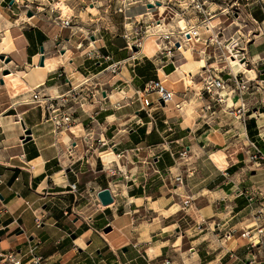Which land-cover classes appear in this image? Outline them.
<instances>
[{"label":"crops","instance_id":"1","mask_svg":"<svg viewBox=\"0 0 264 264\" xmlns=\"http://www.w3.org/2000/svg\"><path fill=\"white\" fill-rule=\"evenodd\" d=\"M52 1L43 0L45 9L31 15L12 0L0 1L5 2L0 5V56L5 57L0 63V251H25L40 239L38 251L52 264H164L165 259L187 264L185 252L191 264H264V244H249V235L264 228V217L255 220L264 207V159L250 161L239 121L220 106L218 118L209 121L200 112L203 77L226 60L221 36L233 26L234 35L244 38L248 71L239 72L250 81L243 96L251 108L246 130L264 150V0L242 1L245 16L232 19L217 11L219 2L208 0L216 10L211 32L201 29L198 39L181 44L173 57L158 51L135 59L122 32L134 17L150 18L147 10L133 3L116 13L121 0H96L98 9L91 13L82 0H73L69 8L76 20L61 28L54 22L57 14L70 15ZM217 47L220 53L209 62ZM96 53L111 59H95ZM50 57L56 59L53 67L47 65ZM112 61L120 62L115 71ZM230 69L227 63L210 73L225 77ZM6 71L28 88L42 85V97L68 95L75 86L64 106L73 113L69 128H54L45 100H21L23 87H9ZM155 78L172 88L174 98L159 105L151 94L153 104L144 107L136 91ZM227 101L239 103L234 95ZM25 128L31 130L26 142ZM183 150L187 156L181 158ZM179 174L182 184L175 181ZM106 187L113 202L105 206L97 193Z\"/></svg>","mask_w":264,"mask_h":264},{"label":"built area","instance_id":"2","mask_svg":"<svg viewBox=\"0 0 264 264\" xmlns=\"http://www.w3.org/2000/svg\"><path fill=\"white\" fill-rule=\"evenodd\" d=\"M42 1L43 0H12L11 4L16 5V7L21 8L26 13H28L32 11H43L45 7L42 4ZM121 1V4L114 9V12L125 13V11L132 5H129L131 0L128 2H126V0ZM171 1L172 0L169 2ZM207 1L208 0H189L192 8H194L196 12L199 13L200 18L196 22H192L186 14V8H184L181 12H177L182 18L176 22L177 27L173 25L171 27H164L165 25L170 24V22H166V20L169 19L168 16L172 17V13L174 11V9L168 4H166L168 6L164 5L162 11L157 12V17L151 16L147 20L144 18L134 17L133 25L129 27L124 26V30L122 32V38L125 40L127 47L131 51L130 58L135 59L139 53H142L140 52L142 43L144 38L150 33L156 34V40L161 45L159 51H163L170 57H173V51L181 44H187L191 40L198 39L201 29L206 32H211L214 25L210 23V17L216 11L211 9V7L206 3ZM241 1L247 0H233L230 4H228V7L221 8L220 10L218 9V12L232 17L234 15H236V17L240 15L245 16L244 5L241 3ZM149 3L153 4L154 6L149 8L147 6ZM143 4L147 6V9H159L161 2L156 0H146ZM166 9H168V16L165 14ZM126 18L129 20V22L132 20L131 16L127 15ZM180 21L183 23V25L180 24ZM251 21H253L255 24L258 23L254 18H251ZM54 22L61 28H67L71 25V16H64V18L58 16L57 20ZM96 23H99V19L96 20ZM94 30L98 32L100 28L95 27ZM214 38L217 42L218 32L215 33ZM234 43H236V46H239L237 40H235ZM225 48V52H228V56H235L227 46ZM235 51H237L236 53L239 54L240 59L243 61L246 56L245 52L240 49H235ZM228 56H226L225 53L226 60L228 59ZM94 58L110 60L111 55H102L96 53ZM119 64V61H112L109 67L112 69V71H115ZM211 68L213 69L214 67L211 66L210 69ZM210 69H208V75L203 77V83L200 88L202 97L205 98L204 103L200 107L201 118L207 121L215 117L218 118V116H216V112L217 106H220V109L223 113H226L229 115V117L239 121L238 127L242 129L240 134H242L243 140H245L250 147V161L253 163L260 162L264 159V150H262V148L248 136L246 130V115L247 113L251 112V108L249 105H247V102L243 98L245 93L250 88V81L248 77H246L241 72H234L231 69L227 71V75L225 77L212 75L210 73ZM75 91L76 87L71 86L68 95H61L59 97H42L40 92L37 91L31 95L30 101L41 104L43 100H45V107L49 113V117L54 128L57 131H61L63 129L69 128L73 122V113L66 110L64 106L69 103ZM136 94L138 98L142 99L144 107H149L153 104V101L149 98V95L151 94L155 96V101L159 105L161 101L166 104L172 101L174 98L173 90L169 89L159 78L150 79L147 81L144 88L141 91H136ZM233 95L236 97V99H238L239 103L228 105L227 100ZM116 106H119V104L117 103ZM176 107L180 108V104H176ZM147 113L153 118L150 112L147 111ZM236 135L238 136V134ZM98 143L100 145L105 144V142L101 139H98ZM121 156L122 154L118 152L117 157L120 158ZM180 156L181 158L186 157L187 151L183 150L180 153ZM175 181L177 184H182L184 181L182 174L176 175ZM70 188L73 191H77L76 183H71ZM184 202L185 204L187 203V201ZM263 217L264 207L260 208L256 212L255 220H260ZM35 221L37 225H40L42 222L41 218L38 216H36ZM245 234L248 235V233ZM229 235L230 233H226L224 236L228 237ZM263 238L264 228L260 227L256 234L249 235V244L251 246H255L256 244L260 245L262 243L264 244ZM41 244L42 241L40 239H35L34 241L27 244L25 251H22L21 248H11L5 251H0V264H52L49 263L47 259H45V257L38 251ZM164 264H173V262L170 259H165Z\"/></svg>","mask_w":264,"mask_h":264},{"label":"rangeland","instance_id":"3","mask_svg":"<svg viewBox=\"0 0 264 264\" xmlns=\"http://www.w3.org/2000/svg\"><path fill=\"white\" fill-rule=\"evenodd\" d=\"M1 1V0H0ZM8 0H5V2H7ZM117 0H114V2H116ZM146 0H131L130 2H129V5H131V4H133L134 5V8L135 7H137L136 5H138V7H140L141 9H142V11L143 10H147V12H149L148 14L149 15H151V16H154V17H157V12L158 11H162V10H160V9H147L144 5H143V3L145 2ZM156 1H158V2H161V4H163L164 3V5L165 6H168V5H166L170 0H156ZM211 1H216V2H219L220 4H221V6L219 7V8H216V9H221V8H226V7H228L229 5L228 4H230L233 0H211ZM247 1H250L251 3H254L253 5H257V0H247ZM5 2H0L1 4L0 5H3ZM55 5H56V7H58V8H56V10L58 11H61L64 15H70L71 16V24H72V22H74L76 19L75 18H73V12H72V10L69 8V6H70V2H73V0H70L69 2H62L61 4L62 5H58V1L57 0H53L52 1ZM94 2V3H93ZM163 2V3H162ZM178 3L176 4V5H173L174 6V11H173V15H172V17H169L168 15V12H167V10L168 9H166V12H165V14L168 16V18L169 19H167L166 20V22H170L171 24H173V26H176L177 24H176V22H178V20H180V19H182L181 18V16H179L178 15V13L177 12H181L182 11V9H184V8H186V10H187V12H189L188 13V17L191 19V21L192 22H196L199 18H200V15H199V13H197L196 12V10L194 9V8H192V6L190 5V3H189V0H180V1H177ZM245 2V1H244ZM90 3H93V5H89ZM97 3L98 2H96V0H82V4L84 5V8L86 9V10H88V11H90L91 13H92V11H94L95 12V9H98L97 8ZM241 3L243 4V2L241 1ZM105 4V3H104ZM108 4V3H107ZM208 4V3H207ZM64 5V6H63ZM163 5V6H164ZM209 5V4H208ZM210 6V5H209ZM104 6H102V7H99V8H103ZM213 7V6H212ZM93 8H95V9H93ZM164 8V7H163ZM211 9H214V8H211ZM215 10V9H214ZM216 11V10H215ZM218 11V10H217ZM21 12V11H20ZM57 16H59V13L57 14ZM150 16V17H151ZM231 17V19H232V16H230ZM174 18V19H173ZM145 19V18H144ZM249 19L251 20V17H249ZM73 20V21H72ZM55 26V25H54ZM56 27V26H55ZM177 27V26H176ZM70 33H67L66 34V36L67 35H69ZM234 27L232 26L229 30H227V32H226V34L223 36H221V46L224 48V50L226 51V46L229 44V42H232V41H234L235 42V40H237V42H238V45L239 46H236V48L237 49H240V50H242V51H244L245 52V49H243L244 48V42L242 43V46H241V39L244 41V38H239L238 37V35H234ZM159 51V50H158ZM220 53V48L219 47H217L216 48V50H213V51H211L210 52V56H209V58H208V61L210 62V61H214V60H216L215 59V56H218V54ZM226 56H228V52H226ZM3 62H5V57L4 58H1V56H0V63H3ZM242 62H245V59L242 61ZM228 63V61H226L224 58L218 63V65H216V64H214V68H216V66H218V68H219V66L220 67H223L224 65H226ZM236 72V71H235ZM8 74V73H7ZM165 84V83H164ZM166 85V84H165ZM167 86V85H166ZM169 89H172L171 87H169V86H167Z\"/></svg>","mask_w":264,"mask_h":264},{"label":"bare ground","instance_id":"4","mask_svg":"<svg viewBox=\"0 0 264 264\" xmlns=\"http://www.w3.org/2000/svg\"><path fill=\"white\" fill-rule=\"evenodd\" d=\"M129 0H126V2H128ZM62 2L58 3V5H62ZM163 3V2H162ZM163 4H160L159 9L163 10ZM64 6V5H63ZM180 24L183 25V23L180 21ZM161 45L159 44V42L156 40V34L155 33H150L148 34L145 38L144 41L142 43V48L141 51L142 53H144L147 56H154L156 55V53L158 52V50L160 49ZM227 47L229 48V50H231L232 54L235 56H228V64L229 66L233 69V71L235 72H239V71H248L244 66V62H242V60L239 57V54L236 53L237 51H235L236 48V43H234V41L229 42V44L227 45ZM235 57V58H234ZM47 65L48 67H53L56 65V59L54 57H50L47 59ZM200 65L201 66H206V61L204 59L200 60ZM8 73V72H7ZM5 73L4 74V79L7 83V85L10 87L11 84H15V85H21L24 89L25 92H23L22 94L19 95L20 99L23 101L29 100L30 96L39 91V89L42 87V85H36L34 87L28 88L22 80L19 79L17 74L14 73ZM16 88V86H14ZM21 89V88H19ZM221 153V152H220ZM213 158L215 159V161H217V163H219V165H221L222 167H224L226 165V162L222 161L219 158V153H215L213 155ZM184 257L185 260L187 262V264H191V259H190V253L189 252H185L184 253Z\"/></svg>","mask_w":264,"mask_h":264},{"label":"water","instance_id":"5","mask_svg":"<svg viewBox=\"0 0 264 264\" xmlns=\"http://www.w3.org/2000/svg\"><path fill=\"white\" fill-rule=\"evenodd\" d=\"M159 4V3H158ZM154 5L149 3L148 7L151 8ZM31 12H28V15H31ZM135 49V48H134ZM41 54L42 57L40 59V65H43V58H44V51H43V47L41 48ZM1 58H4L3 55H1ZM7 73V71L5 72ZM161 103L163 104V102L161 101ZM21 139L26 142L28 140L31 139V130L28 128H25L23 135L21 136ZM97 197L100 200L102 205H109L110 203L113 202V196L112 193L110 191V189L108 187L101 189L100 191H98L97 193ZM110 230V226L105 228V231H109Z\"/></svg>","mask_w":264,"mask_h":264}]
</instances>
